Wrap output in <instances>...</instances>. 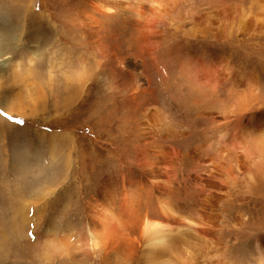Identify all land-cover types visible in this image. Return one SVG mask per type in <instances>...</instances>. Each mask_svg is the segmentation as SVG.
I'll return each mask as SVG.
<instances>
[{
	"label": "rangeland",
	"instance_id": "obj_1",
	"mask_svg": "<svg viewBox=\"0 0 264 264\" xmlns=\"http://www.w3.org/2000/svg\"><path fill=\"white\" fill-rule=\"evenodd\" d=\"M97 1L0 0V264H150L137 234L111 224L110 212L126 209L148 210L152 220L171 226V251L151 264H210L216 254L210 239L218 244L220 237L226 250L220 264H263L253 254V237L238 253V206L229 205L226 191L214 198V211L204 210L196 175L209 164L193 149L213 142L215 132H204L202 117L180 103L193 92L200 100L203 92L180 48L188 42L227 55L247 73L256 70L264 85V25L232 37L214 30L221 9L236 4L264 16V0L177 1L162 13L150 49L127 10L107 16ZM193 26L196 33L185 36ZM12 69L26 78H14ZM216 90L233 106L228 83ZM148 110L163 114L172 131L149 126ZM164 146L185 153L173 167L178 192L169 218L149 185L163 176L143 173ZM201 210L212 230L184 227Z\"/></svg>",
	"mask_w": 264,
	"mask_h": 264
},
{
	"label": "bare ground",
	"instance_id": "obj_2",
	"mask_svg": "<svg viewBox=\"0 0 264 264\" xmlns=\"http://www.w3.org/2000/svg\"><path fill=\"white\" fill-rule=\"evenodd\" d=\"M177 1H181V0H98L97 2H99L100 9H103L106 12L107 16H110L112 12L116 11V9L122 8L127 10V12L135 18V21L139 25V27L137 28L138 32L141 35L146 36V40H147L146 45L150 49L151 46L157 44V40L159 37L157 36V34L161 33V32L158 33L157 28L161 23L162 13H165L164 12L165 9L166 8L168 9L170 6L172 7L173 4H175L176 6L178 4ZM253 2L255 3L256 0H253ZM234 5L226 6L225 8L221 9L218 13L214 15V18L216 19L215 23L217 24L216 28L214 29L216 32H221L222 34H225L228 37L229 36L232 37V34L234 33L236 34L248 33L253 24H256V27L259 25L262 28V25H264L263 15L258 14V12L257 14L251 12L250 11L251 8L250 9L247 8L249 11L246 12L242 8V6L238 5V7H235ZM252 6H254V4H252ZM260 9L263 10L262 8ZM211 22L212 21H210V24ZM174 24H176V22ZM182 24L184 23H181V25ZM202 25L203 23L199 24V26ZM177 28H180V30L182 29L180 26ZM205 29L207 30V28ZM194 33H196L194 26L189 30H187V32H184L185 36L187 37L192 36ZM198 33H200V31ZM251 36L252 35H250L249 38ZM161 38L162 37L160 36V39ZM159 45L161 44L159 43ZM151 51H154V49H151ZM180 54L182 55V58L186 63L190 73L196 76V83L201 85L200 87L202 88L201 90L203 91L199 97L200 100H198L197 97L198 95L195 94L193 91L189 90L190 92H193V95L191 94L190 96H188L189 98H185V100L181 98L182 101H180V103L182 102L181 104L185 105L186 111L193 112L195 109L196 113L202 117V121H204L206 124L205 126L208 127V128L204 127V132H210V131L215 132V137L213 142L212 141L207 142L203 145L196 146L193 149L194 150L193 152L204 154L206 156V164L207 163L209 164V167L206 169L207 170L206 174L199 173L198 175H196V185L199 187V190H201V194L200 193L198 194L202 195L203 197L202 204L204 206V210L214 211L215 210L213 209L215 203L214 198L220 196L221 192L224 193V191H226L225 193H227L229 196L228 197L230 203L229 205L236 204L238 206V223L236 221V223L238 224V253H241L243 251L244 248L243 245L247 246L246 242H248L250 237H253L254 238L253 243L251 240H249V243H252L251 248L253 254L256 257V259L257 258L261 259L264 264V97H263L264 85H262L263 82L260 81L261 79L259 78L258 72H256V70L253 71L251 70L250 73H247L244 68H241L240 66L235 64L231 60V58L227 55H223V54L217 55L214 53H210L207 49L194 50L193 47L188 42L180 48ZM0 57H5V54H3L1 48H0ZM12 70L13 71L11 72L14 78L18 80L19 79L22 80L26 78L25 75L23 74L18 75L14 69ZM222 82L228 83L230 86L231 97L232 100L234 101L233 106L231 103L224 101L221 98L219 91L216 90L218 89V85L221 84ZM203 89L213 90V91L215 90L216 93L214 95H211L213 96L212 98L209 97ZM192 97L195 99V101L190 100V98ZM9 110L13 113H16V115L20 114L15 110L12 109ZM155 111L148 110L147 113L145 114L147 124L149 126L157 125L158 127L162 128L164 131L171 132L172 131L171 123L164 118L163 114ZM182 136H184V134ZM146 137L149 138V136ZM191 152L192 151H190V153ZM184 156L185 153L182 149L177 148L175 146H171V147L164 146L163 148H161V150L158 151V156H156L157 158L155 162L153 164L148 162L151 165L148 164L149 166H146L148 167V169L143 170L144 174L157 173L163 176L164 180H162L161 182L160 180L162 178L159 180L157 179V182L153 180L152 182L149 183V185L152 187V189L155 188L157 190L156 192H158V197H157L158 204L160 205L162 213L168 216V218L172 215V213H175L174 205H173L174 204L173 193L177 191L176 190L177 184L174 182L172 177L173 175L172 173H175L173 172L174 171L173 167L175 166L176 163H179L184 158ZM188 156L190 155H187V158ZM140 158H143V155L140 156ZM139 165H140V161H139ZM143 167H145V164L143 165ZM144 178L146 180V177ZM145 183L146 182H144V184ZM214 187H217L220 192L217 191L219 192L217 193L216 191H213ZM113 197L115 196L113 195ZM199 200H201V198H199ZM218 203H220V201ZM145 208L146 207H144L142 210H144ZM123 210L124 209H122L121 211ZM202 210L196 212L195 218H197V220H192L193 218H190L191 220H187V223L184 227L188 229H192L194 232L197 233L211 231L212 229L208 224L209 219L205 212L202 213ZM125 216L127 218L125 219L126 222L125 220H123ZM109 217L112 225L120 224L121 228L123 226L125 228H128L127 230L129 232L128 234H137L136 243L138 245V249L140 252L141 251L143 252L145 259L148 260L149 262L151 263L155 262L156 260H158V258L161 256L162 253H165L166 251L170 250L171 243L169 242H173L174 240V238H172L170 235V233L172 232L171 226L168 223H161L152 220L153 217H156L155 213L152 214L150 211L147 210V214L145 213L142 214L138 211L132 212L126 209L119 216L110 212ZM233 220L235 222V219ZM193 235L191 234V236ZM201 235H204V233ZM206 235L209 234L206 233ZM188 236L186 237L188 238ZM210 240H211V245L213 246V250L216 251L215 254L216 259L214 258L215 261H211L209 263L220 264L221 260L219 258V255L222 251L221 248L224 247L222 246L224 242L222 241L221 237L218 239L217 242L218 244H215V242H213L212 239ZM136 243L133 244L136 246ZM175 246H177V244H175ZM209 251L207 253H209ZM239 264H248V263L241 262Z\"/></svg>",
	"mask_w": 264,
	"mask_h": 264
}]
</instances>
